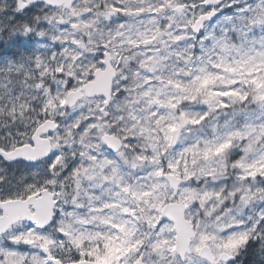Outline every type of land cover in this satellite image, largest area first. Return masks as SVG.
I'll use <instances>...</instances> for the list:
<instances>
[{
	"label": "snow or ice",
	"instance_id": "obj_1",
	"mask_svg": "<svg viewBox=\"0 0 264 264\" xmlns=\"http://www.w3.org/2000/svg\"><path fill=\"white\" fill-rule=\"evenodd\" d=\"M0 264H264V0H0Z\"/></svg>",
	"mask_w": 264,
	"mask_h": 264
}]
</instances>
